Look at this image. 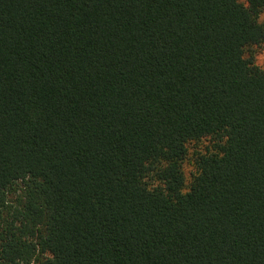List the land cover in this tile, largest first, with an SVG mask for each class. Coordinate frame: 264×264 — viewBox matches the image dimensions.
Returning <instances> with one entry per match:
<instances>
[{"label":"trees","instance_id":"16d2710c","mask_svg":"<svg viewBox=\"0 0 264 264\" xmlns=\"http://www.w3.org/2000/svg\"><path fill=\"white\" fill-rule=\"evenodd\" d=\"M262 45L264 0H0V264H264Z\"/></svg>","mask_w":264,"mask_h":264},{"label":"rangeland","instance_id":"374dc122","mask_svg":"<svg viewBox=\"0 0 264 264\" xmlns=\"http://www.w3.org/2000/svg\"><path fill=\"white\" fill-rule=\"evenodd\" d=\"M255 50V61L256 63L264 68V45H262L261 47H258ZM194 150H192L191 152H193ZM184 169H185V172H186V175L189 177V174L191 173L192 171V166L190 165L189 162H187L184 166Z\"/></svg>","mask_w":264,"mask_h":264}]
</instances>
